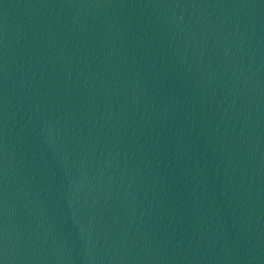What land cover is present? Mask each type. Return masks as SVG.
Masks as SVG:
<instances>
[{
  "label": "water",
  "instance_id": "water-1",
  "mask_svg": "<svg viewBox=\"0 0 264 264\" xmlns=\"http://www.w3.org/2000/svg\"><path fill=\"white\" fill-rule=\"evenodd\" d=\"M0 264H264V0H0Z\"/></svg>",
  "mask_w": 264,
  "mask_h": 264
}]
</instances>
